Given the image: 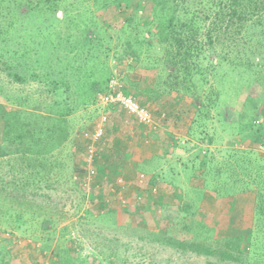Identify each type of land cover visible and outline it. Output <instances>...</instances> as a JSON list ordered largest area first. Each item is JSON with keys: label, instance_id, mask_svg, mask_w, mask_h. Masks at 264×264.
<instances>
[{"label": "trees", "instance_id": "trees-1", "mask_svg": "<svg viewBox=\"0 0 264 264\" xmlns=\"http://www.w3.org/2000/svg\"><path fill=\"white\" fill-rule=\"evenodd\" d=\"M89 1L0 0V73L11 87L37 84V88H28V92L15 98L0 85V100L23 106L4 115L0 160L5 161L0 162L3 168L0 196L7 202L22 203L34 214L39 204L51 208V196L47 192L72 186L74 179L84 171L74 168L72 155L67 152L73 130L69 117L76 105L87 107L96 102L98 92L108 89L104 64L107 55L96 53L104 46V41L115 42L112 51L119 65L128 67L132 62L130 68L159 70L150 88H142L144 77L134 81L127 75L129 88L123 81L126 94L136 97L142 94L152 103L161 97L167 100L174 94L202 102L203 109L211 106L212 99L219 96L214 83L226 78L220 72L226 46L235 48V53L249 51L259 61L255 65L249 56L246 59L235 57L237 60L229 61V66L239 73L252 72L256 78L258 66L262 67V51L255 42L264 39V0H93L92 5ZM117 2L124 3L128 12L124 11L116 25L101 22L96 11L90 10L93 7L105 9ZM80 49H86L85 53H78ZM254 79L253 82L264 84V80ZM246 102L251 104L246 108L251 107L256 115L247 117L242 129L248 128L253 118L264 116L261 115L264 90L259 97L248 96ZM204 114L208 118V113L204 111ZM203 115H199L196 122L202 121ZM241 118L239 121L244 120ZM251 135L256 142L264 141V124L248 133L249 137ZM207 142L212 144L213 141ZM4 169L8 173H4ZM7 174L12 179H6ZM219 196L214 214L201 211L193 201L179 207L185 217L178 220L176 232L185 236L180 234L165 241L181 254H195L220 262L210 264H249L252 260L264 264L263 251L253 249L245 253L243 248V243L252 238L250 206L244 211L235 202L227 203L224 209V200ZM36 198L39 203L34 201ZM235 206L239 208L232 210ZM258 207L263 212L264 201ZM18 211L21 209L7 208L4 215L16 225L23 224L22 216L15 215ZM110 211L106 215L113 220L128 215ZM104 213L94 216L88 209L81 220L93 216L97 223ZM241 219L248 231L240 227L232 235H221L228 230L231 232ZM76 226L74 224L73 228ZM71 235L72 232L67 231L59 238L67 242ZM11 244H14L12 236H0V249L6 250ZM57 247L56 261L62 264L67 249L59 244V239ZM115 256L116 250H113L103 258L107 262ZM8 259L0 251V264H12ZM76 260L78 264H91L86 258Z\"/></svg>", "mask_w": 264, "mask_h": 264}, {"label": "rangeland", "instance_id": "rangeland-1", "mask_svg": "<svg viewBox=\"0 0 264 264\" xmlns=\"http://www.w3.org/2000/svg\"><path fill=\"white\" fill-rule=\"evenodd\" d=\"M92 1L88 4L92 5ZM125 7L124 3L117 2L114 6L111 5L105 9L93 7L90 10L96 11L101 22L116 25L119 22L118 18L124 16ZM61 11L58 14L59 17L62 16ZM255 45L261 49L263 59L262 67L258 66L259 74L256 78L253 77L252 72L239 73L231 65L229 66V61L235 63L237 60L235 57L246 59V56H249V60H253L255 65H258L257 57L252 56L249 51L235 53V48L225 47L220 72L225 74L226 78L220 83H214L219 96L211 98L212 105L205 106V109L202 102L198 103L191 97L184 96V98L173 94V97L167 100L161 97L152 103L142 94L137 97L132 94L154 113L153 115L157 118L155 121L160 126L157 132H150L140 125L134 116L119 106L99 105L97 96L96 102L87 107L76 105L69 117L73 130L67 152L72 155L74 168H81L84 171L74 179L72 186H61L47 192L51 196V208L39 204L35 214L32 209H27L22 203L14 200L7 202L0 196V230H2L0 236L9 238L12 236L14 241V244L6 250L0 249L3 255L8 256L7 262L57 264L59 239V244L67 249V252L63 253L62 264H78L77 258H86L91 264L220 263L208 257L181 254L165 241L180 234L185 236L180 231L176 232L179 230L178 220L185 217L178 210L179 207L189 205L193 201L192 203L201 211L214 214L217 211L215 206L219 200L218 195L224 200L222 201L225 205L224 209L228 206L227 203L231 205L235 202L244 211L250 206L249 211L253 212L248 218L252 238L243 243V248L245 253H250L253 249L264 252V211L262 212L258 207L264 201V141L262 144V142L254 141V135L248 136V133L264 124V116L253 118L252 124L242 129V124L246 123L247 117L252 118L256 115L253 114L251 107L246 108L251 105L246 102L248 96L259 97L264 90L262 82H253L254 78V80H264V39L255 42ZM113 46H116L115 42L108 39L104 41V46L96 50V53L107 55L104 64L108 81L120 73V78L122 82L125 81L127 88H129L125 78L127 75H130L134 81L144 77L143 89L152 87L159 70L143 67L130 68L129 66L133 65L132 62L128 64V67L126 64L119 65L115 59V52L112 51ZM85 51L86 49H80L78 53L83 54ZM210 79L213 81L212 77ZM250 81H252L251 84ZM0 85L7 94L15 98L22 96L29 91L28 88L33 89L37 84L32 82L28 86L11 87L4 74L0 73ZM18 108L23 109V106L21 104L14 106L0 100V144H2L5 112H12ZM204 111L208 113V118L205 114L203 115ZM103 113L108 115V122L104 126L103 139L95 143L93 166L96 169V176L89 177L86 173V168L89 166L86 151L88 140L84 137V133L93 129ZM199 115H203L202 121L196 122ZM261 115H264V110H261ZM240 117L244 120L239 121ZM117 123H120L116 126L119 127L117 128L119 133L112 132L108 137V130ZM162 135L164 138L174 135L175 142L179 143L174 148L176 158L167 159L166 165L176 164L179 168L180 164H184L194 174L197 169H206L208 174L204 180L198 181L194 176L190 182L184 174L179 173L178 179L173 182L174 187L168 188L165 185L166 182L158 184L153 172L160 164L162 166L164 164L159 160L151 161L147 158H142L140 163L136 156L147 153L143 147L157 146L158 139L163 137ZM211 139L212 144L207 142ZM175 142L168 145L174 146ZM155 162L159 165L156 166ZM0 170L3 172L2 167ZM5 172L7 171L4 169ZM5 178L12 179L9 174L5 175ZM196 184L206 185L202 186L205 187L203 193ZM157 195L156 201L154 197ZM35 200L39 203L38 198ZM7 208L12 211L21 209L15 212V215L22 216L23 224L16 225L9 216H5L4 210ZM238 208L235 206L232 210ZM88 209L93 211L94 216H97L98 212L105 213L100 219L98 218L97 223L93 216L81 220ZM111 209L128 215L125 218L119 217L113 220L106 215ZM206 217H208L207 214ZM220 219L219 216L218 221ZM74 224L77 225L75 229ZM240 227H245L243 231H248L241 219L236 228L221 235H232L238 232ZM67 231L72 232L68 241L60 240L59 237ZM186 237L189 239L188 234ZM109 241L112 242L109 243ZM113 250H116V256L106 262L104 258L109 251ZM99 253L102 255L97 257ZM249 264L260 263L252 260Z\"/></svg>", "mask_w": 264, "mask_h": 264}, {"label": "built area", "instance_id": "built-area-1", "mask_svg": "<svg viewBox=\"0 0 264 264\" xmlns=\"http://www.w3.org/2000/svg\"><path fill=\"white\" fill-rule=\"evenodd\" d=\"M120 77V73L117 76H113L108 82L107 91L97 93V103L103 107L119 106L128 114L134 116L138 123L150 132L160 130V126L156 123L152 111L147 106L142 105L133 95L125 93L124 85ZM107 122L108 115L103 113L93 129L84 133V137L88 140L86 151L89 166L86 168V173L89 177L96 176V169L93 166L95 162V143L103 139L104 126Z\"/></svg>", "mask_w": 264, "mask_h": 264}, {"label": "crops", "instance_id": "crops-1", "mask_svg": "<svg viewBox=\"0 0 264 264\" xmlns=\"http://www.w3.org/2000/svg\"><path fill=\"white\" fill-rule=\"evenodd\" d=\"M154 114V113H153ZM128 115V114H127ZM129 116V115H128ZM155 117V116H154ZM136 119V118H135ZM155 119H157L155 117ZM120 123H117L116 125H114L113 127H110V130H108L109 134H108V137L111 136L112 132L114 133H119L117 128L119 127H116L117 125H119ZM163 128V126H162ZM163 137H161L160 139H158V142H157V146H152L150 148H146V147H143L145 148V151L148 153H142V154H145V155H142L141 153L139 155H135L137 159H139V162L141 163L142 161V158L144 159H149V160H154V161H157L159 160L161 163H163L164 165L162 166L161 164L159 165L158 163H156V166L157 164L159 165V167L156 168V171H152L154 174H155V179L156 181H158L159 183L158 184H161V183H165V185L168 187V188H171L170 186L174 187L173 186V182H175L177 179H178V174L181 173V175L184 174V177L186 176L187 179H189V181L191 182L192 181V178H195L198 179V181L200 180H204V178H206L208 172L206 169H197L195 170V174L191 171V170H188V166H184V164H180V167L181 169H179L175 163V165H170V164H167L166 165V161L167 159H172V158H176L175 157V152L174 151L176 148L177 145H179L178 141L175 142V139H174V135H169L168 137H165L164 138V135H162ZM112 138V137H110ZM116 138V137H115ZM118 138V137H117ZM117 140H120V139H117ZM175 144L174 146H169L168 144ZM166 149H168V151H166ZM147 156V157H146ZM202 159V157H201ZM203 160V159H202ZM149 166V164L147 165ZM178 168V169H177ZM148 172V171H146ZM183 177V178H184ZM208 182H206L207 184ZM197 187H199V189L202 191H204V188L205 187H202V186H206V185H197ZM166 187V188H167ZM169 190V189H168ZM205 193V192H204ZM154 199L157 201L158 199V195L154 197Z\"/></svg>", "mask_w": 264, "mask_h": 264}]
</instances>
